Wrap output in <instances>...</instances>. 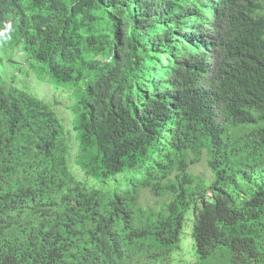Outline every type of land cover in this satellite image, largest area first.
Masks as SVG:
<instances>
[{
  "label": "trees",
  "instance_id": "1",
  "mask_svg": "<svg viewBox=\"0 0 264 264\" xmlns=\"http://www.w3.org/2000/svg\"><path fill=\"white\" fill-rule=\"evenodd\" d=\"M7 40L81 85L88 178L55 110L0 72V264H176L188 222L200 263L264 264V0H0ZM203 149L211 182L187 172ZM145 188L173 197L146 212Z\"/></svg>",
  "mask_w": 264,
  "mask_h": 264
},
{
  "label": "rangeland",
  "instance_id": "2",
  "mask_svg": "<svg viewBox=\"0 0 264 264\" xmlns=\"http://www.w3.org/2000/svg\"><path fill=\"white\" fill-rule=\"evenodd\" d=\"M203 1V0H201ZM191 22H194L192 19ZM0 55L4 57L5 60L10 59L14 61V66H10L6 62L0 68L1 73H5L8 82H12L19 88L26 89L32 94L38 96L39 98L45 100L57 113L61 119L63 126L66 131V135L69 140V152H70V167L77 178L81 180H87V176L80 169L78 165L75 164L74 158L78 153L77 141L73 138V113L71 110V105L77 100V95L80 92V87H73L69 84L58 85L53 82L45 71L40 70L36 65L32 64L30 57L22 50L21 43L10 42H0ZM146 80V78H145ZM255 125H246L245 128H252ZM232 130V128H230ZM187 172L193 175H199L203 177L206 181L211 182L214 179V174L208 165V155L206 149L202 150V155L197 162L190 163L187 167ZM173 174L171 175V177ZM128 178L126 174H119L108 180L110 185H119V188L128 187V182L125 180ZM173 194L168 192L164 195H156L151 189L145 188L140 192L139 203L149 212L151 209L154 212L162 211L166 204L172 199ZM190 222L184 226V233L182 238L181 249L177 256L176 264H205L199 262L197 256L194 253L192 242L190 238ZM219 258V259H218ZM215 261V264H224L220 256ZM209 264V263H207Z\"/></svg>",
  "mask_w": 264,
  "mask_h": 264
}]
</instances>
